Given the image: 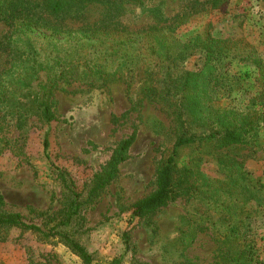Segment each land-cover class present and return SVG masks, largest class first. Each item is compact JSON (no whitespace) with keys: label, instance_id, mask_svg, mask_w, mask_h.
Listing matches in <instances>:
<instances>
[{"label":"rangeland","instance_id":"1","mask_svg":"<svg viewBox=\"0 0 264 264\" xmlns=\"http://www.w3.org/2000/svg\"><path fill=\"white\" fill-rule=\"evenodd\" d=\"M30 1L36 12L45 13L43 0ZM210 1L71 0L56 20L63 17L73 26L115 22L136 30L167 24L184 15L175 32L181 39L198 34L231 40L220 66L237 78L232 97L242 106L252 98L254 108L264 113V76L253 62L259 59L264 72V0H228L218 9L209 8ZM9 32V24L0 18V71L8 66L5 38ZM199 65V54L184 61L188 69ZM52 102L55 120L50 123L0 113L1 211L19 213L25 221L41 225L64 203L63 188L55 177L59 169L68 173L76 191L85 194L93 175L105 167L115 147L133 135L115 178L92 203L82 207V219H74L62 230L85 247L93 257L92 264H114V260L120 264L218 261L220 245L209 229L194 220L198 213L207 216L211 224H222L216 210V203L222 200L215 195L202 193L210 209L205 202L178 197L142 218L131 215V205L155 189L156 167L173 144L174 124L159 105L151 99L136 102L130 98L117 76L100 85H86L75 77L61 80L53 90ZM195 111L191 101L183 104L187 120H192ZM220 151L264 184V124L254 146L229 145ZM190 158L199 161V170L217 187L224 169H220L211 147L184 148L178 162ZM217 194L225 197L223 192ZM243 208L249 213L245 222L253 225L255 235H261L263 246L264 207L249 201ZM0 264L81 262L57 239L44 241L29 230L0 227Z\"/></svg>","mask_w":264,"mask_h":264},{"label":"trees","instance_id":"2","mask_svg":"<svg viewBox=\"0 0 264 264\" xmlns=\"http://www.w3.org/2000/svg\"><path fill=\"white\" fill-rule=\"evenodd\" d=\"M70 1L43 0L45 13L40 14L30 0H0V18L10 27L5 38L8 66L0 71V113L50 123L55 120L52 93L59 81L75 77L86 85H100L117 76L130 98L136 102L153 100L174 124L172 147L162 154L156 167L155 189L131 205V215L142 218L178 197L205 202L210 209L202 193H211L222 200L216 203V210L223 229L198 213L194 220L210 230L222 249L215 264H264V245L259 243L262 237L245 222L249 213L243 208L249 201L264 207V184L220 151L229 145L254 146L264 124V113L254 108L252 98L242 106L232 97L237 78L220 66L231 40L198 34L181 39L175 32L184 15L167 24L136 30L115 22L73 26L63 17L56 20ZM227 1L211 0L209 8L218 9ZM194 54L200 55L201 65L188 69L184 61ZM253 62L264 76L262 62L257 58ZM186 101L196 110L190 121L183 113ZM132 141L130 135L115 147L105 167L93 175L85 194L76 191L68 173L59 169L55 177L63 188L64 203L41 225L25 221L19 213L1 211L0 195V227L29 230L44 241L57 239L81 264H92V255L62 229L74 219H82V207L92 203L115 178L117 165L126 159ZM207 145L224 169L217 187L199 170L198 160L178 162L182 149ZM47 146L44 136L43 148ZM2 150L0 146V153Z\"/></svg>","mask_w":264,"mask_h":264}]
</instances>
